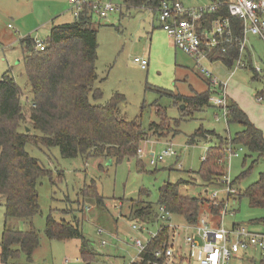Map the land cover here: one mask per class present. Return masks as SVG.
Wrapping results in <instances>:
<instances>
[{
  "label": "rangeland",
  "instance_id": "1",
  "mask_svg": "<svg viewBox=\"0 0 264 264\" xmlns=\"http://www.w3.org/2000/svg\"><path fill=\"white\" fill-rule=\"evenodd\" d=\"M186 7L209 6L214 0H180ZM116 10L106 19L94 16L98 28V81L95 88L103 92V98L94 102L106 105L115 93L125 98L120 106L121 115L129 121L140 119L144 129L152 122H158L155 104L166 109L173 122L180 121L178 133L167 138H152L141 145L139 159L125 160L119 164L103 158L85 160L81 157L66 159L58 148H37L27 145L31 157L52 172L39 180L38 193L40 212L29 222L6 217L5 201L0 197V244L5 228L27 231L34 228L39 234L40 245L31 260L24 254L7 264H130L138 256L134 240L145 235L133 230L140 220L131 215L133 201H147L154 205L159 202V189L165 183L176 184L191 181L192 173H197L209 148L218 144V138L208 136L207 140L190 145L189 138L200 128L214 132L223 139L234 137L242 131L237 124L227 125L223 112L212 104L203 111L184 118L183 105L177 106L175 99L160 94L158 90L193 96L208 90L194 60L176 49L173 42L158 23V14L151 10L132 9L128 11L123 0H113ZM75 20L74 10L69 0H0V78L11 71L23 92L22 103L32 100L31 86L24 64V38L44 41L53 25L71 23ZM248 36V48L254 46L253 65L264 70V43ZM135 58L146 59V70L134 62ZM216 77L225 81L230 68L222 62L203 63ZM256 77V79H254ZM264 91V72L255 74L249 67L239 69L228 85L227 92L244 99L247 103H257ZM173 122L169 126H173ZM174 135V136H173ZM167 144H172L176 157H168L157 166H151L152 154L160 155ZM241 147L236 148L239 150ZM244 160H246L244 164ZM258 160L243 148L238 156H226V174L236 181L238 191H244L259 179L264 169L262 160L255 163L252 172L244 179L237 180ZM95 182L104 205L95 199H83L80 195L86 186ZM210 192L222 190L208 188ZM206 188L198 184H186L180 192L187 197H201L209 200ZM223 197V194H220ZM207 211L205 210L204 214ZM52 215L57 221L65 220L80 224L84 236L90 241L95 256L86 262L81 257L78 240H50L45 234L46 219ZM264 218V208H252L245 197H235L229 206L226 226L242 225L255 232H264V227L255 222ZM174 224L184 220L173 217ZM155 231L156 226H150ZM102 233H99V231ZM116 241V243L114 242ZM104 243V244H103ZM1 253V248H0ZM257 262L260 255L250 252ZM0 264H5L1 261ZM189 264H198L191 260Z\"/></svg>",
  "mask_w": 264,
  "mask_h": 264
},
{
  "label": "trees",
  "instance_id": "2",
  "mask_svg": "<svg viewBox=\"0 0 264 264\" xmlns=\"http://www.w3.org/2000/svg\"><path fill=\"white\" fill-rule=\"evenodd\" d=\"M165 0H123L128 11L151 10L157 13ZM173 1V0H170ZM223 6L216 13L206 16L204 26L221 18H230L228 4L232 0H216ZM94 14L85 7L78 19L71 23L53 25L44 40V51L36 50L35 40L27 37L22 40L25 47L24 64L30 82L32 100L22 103L23 92L15 81L11 71L0 78V197L5 201L6 217L31 221L39 212L38 183L52 172L44 168L39 160L30 156L27 145L47 149L58 148L66 159L103 158L117 164L131 159H139L141 145L149 137L167 138L176 135L180 120L174 122L167 116L166 109L155 104L158 122H152L144 129L140 119L127 120L121 115L120 106L125 98L115 93L106 105L94 104L103 98V92L95 88L98 81V28ZM236 36L241 37L243 23L231 18ZM217 60L233 68L239 58L237 47H229L222 54L217 50ZM254 71L252 65L248 66ZM256 79V77L254 78ZM160 94L173 97L177 106L183 105L184 118L209 107L210 91L195 93L193 96L174 94L158 90ZM264 97V91L259 93ZM227 125L237 124L242 127L234 137L223 139L214 132L200 127L188 143L194 145L208 136L218 138V144L209 148L197 173H192L191 181L176 184L165 183L159 189V202L154 205L147 201H133L131 215L141 223L154 226L157 209L163 206L187 224H196L205 210L214 216L219 215L223 205L215 207L210 200L201 197H187L180 192V187L195 184L208 189L220 186L227 175L225 159L227 149L242 147L249 154L256 155L264 163V135L249 119L247 114L233 101L228 99ZM173 122V126L169 123ZM173 135V136H174ZM256 160L249 169L237 179L246 178L253 170ZM246 160H244L245 164ZM157 166V165H156ZM236 181H234L235 183ZM83 199H95L104 205L96 183L86 186L80 193ZM237 197L248 199L252 208H264V169L259 179L239 191ZM264 227V218L255 222ZM45 234L56 241L78 240L81 244V257L89 262L95 253L90 241L84 236L80 224L65 220L57 221L52 215L46 219ZM169 231L163 230L152 240L146 252L138 262L131 264H149L157 250L168 245ZM40 245L39 234L34 228L16 231L5 228L1 248V261L7 264L24 254L28 260ZM259 264H263L262 262Z\"/></svg>",
  "mask_w": 264,
  "mask_h": 264
},
{
  "label": "built area",
  "instance_id": "3",
  "mask_svg": "<svg viewBox=\"0 0 264 264\" xmlns=\"http://www.w3.org/2000/svg\"><path fill=\"white\" fill-rule=\"evenodd\" d=\"M74 10V18L78 19L85 7L90 8L94 16L106 19L117 6L113 0H69ZM223 3L214 1L209 6L186 7L179 0H165L157 10L158 23L173 42L176 49L189 56L199 70L201 77L207 82L211 93L209 101L214 107L220 108L227 122L228 118V82L216 77L204 67L205 61L215 57L217 50L226 53L229 47L235 46L239 50V58L231 69V76L239 69L247 66L244 59L248 49V36H256L264 41V0H232L228 4L230 18H221L212 24L211 28L204 26L206 16L216 13ZM231 18L243 23L241 37L235 35ZM35 48L44 51V41L35 40ZM134 62L141 69L146 70L149 62L146 59L135 58ZM254 72L260 75L263 68L255 66ZM261 99V98H260ZM239 150L227 149L229 159L238 156ZM140 155L142 150H140ZM172 144L155 156L152 154L151 166H156L168 157H176ZM226 162V159H225ZM220 190L205 193L210 194L209 200L215 207L223 205L219 215L214 216L208 211L202 214L196 224H174L173 217L163 206L157 209L156 230L150 229L145 223H136L133 230L145 235L144 239L134 240L138 256L146 252L148 244L163 230L169 231L168 245L157 250L154 259L149 264H184L187 260H194L198 264H241L251 251H258L264 264V232H255L242 225L226 226L225 219L229 213L232 199L235 203L239 191L234 181L225 176L220 182ZM218 186V187H220ZM223 194V197H220ZM99 233H102L100 230ZM104 244V243H103Z\"/></svg>",
  "mask_w": 264,
  "mask_h": 264
},
{
  "label": "crops",
  "instance_id": "4",
  "mask_svg": "<svg viewBox=\"0 0 264 264\" xmlns=\"http://www.w3.org/2000/svg\"><path fill=\"white\" fill-rule=\"evenodd\" d=\"M180 1V0H179ZM216 1V0H214ZM213 1V2H214ZM181 2V1H180ZM148 11V10H145ZM153 13H156L154 11H152ZM251 37H255L257 38L259 41H262L264 43L263 40H261L260 38L256 37V36H251ZM249 43V41H248ZM254 58V46L251 45V49L248 48L245 54V61L247 63V67L250 65H252V67L254 68V65L252 63ZM209 62H222L220 60H217V56L215 55L214 58H212ZM223 63V62H222ZM232 68H230L231 71ZM237 72H235L236 74ZM235 74L233 76H231V74L229 73L228 78L225 80L229 83L232 81V78L235 76ZM206 82V81H205ZM206 85L208 87L209 90V86L206 82ZM207 91V90H206ZM205 91V92H206ZM228 93V92H227ZM236 97H234L233 93L229 94L228 93V99L229 101H233L236 104H238V106L247 114V116L249 117L250 121L258 128L262 131L263 135H264V97L260 96L257 103L255 102H249L247 103L244 99H241L240 97H238L237 95H235ZM261 98V99H260ZM185 224V221L182 223ZM234 225V224H233ZM116 243V241H114ZM252 252V251H251ZM258 252V251H256ZM259 253V252H258ZM260 255V253H259ZM139 261V256H137V258L132 262H138ZM191 260H187L184 264H189ZM261 263V255H260V261L257 262L255 256L251 255L250 253L248 254V256H245L243 262L241 264H259ZM131 264V263H130Z\"/></svg>",
  "mask_w": 264,
  "mask_h": 264
},
{
  "label": "water",
  "instance_id": "5",
  "mask_svg": "<svg viewBox=\"0 0 264 264\" xmlns=\"http://www.w3.org/2000/svg\"><path fill=\"white\" fill-rule=\"evenodd\" d=\"M184 108V106L182 107V109Z\"/></svg>",
  "mask_w": 264,
  "mask_h": 264
}]
</instances>
